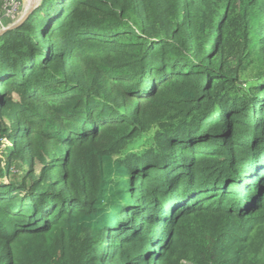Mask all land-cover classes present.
Segmentation results:
<instances>
[{"label": "trees", "instance_id": "1", "mask_svg": "<svg viewBox=\"0 0 264 264\" xmlns=\"http://www.w3.org/2000/svg\"><path fill=\"white\" fill-rule=\"evenodd\" d=\"M3 140L0 264L261 257L264 0H41L0 35Z\"/></svg>", "mask_w": 264, "mask_h": 264}, {"label": "rangeland", "instance_id": "2", "mask_svg": "<svg viewBox=\"0 0 264 264\" xmlns=\"http://www.w3.org/2000/svg\"><path fill=\"white\" fill-rule=\"evenodd\" d=\"M2 2L3 0H0V17H1V13L3 11L2 9ZM31 0H17V10L16 13L14 14V16H7V18H3L0 19V30L1 28L5 29L7 28L9 25H12L14 23H16V21L20 18V16L22 15V13L26 10V8L29 6ZM257 24L255 25V29L258 30L260 28V19L257 20L256 22ZM214 120V118L212 119ZM9 120L5 119V122H8ZM10 145V142L7 140H3L2 144L0 146V158H3V153L4 151H6V147H8ZM5 161L4 159H2V164L4 165ZM37 169V168H36ZM11 171H17L18 173L21 170L20 165H17L16 168H13V165L10 168ZM6 175L3 177L4 181H7ZM1 181V180H0ZM264 263V252L263 255H261V257H254L252 254L248 255L247 259H246V264H263Z\"/></svg>", "mask_w": 264, "mask_h": 264}, {"label": "water", "instance_id": "3", "mask_svg": "<svg viewBox=\"0 0 264 264\" xmlns=\"http://www.w3.org/2000/svg\"><path fill=\"white\" fill-rule=\"evenodd\" d=\"M41 0H31L29 6L26 8V10L22 13L20 18L16 21V23L9 25L7 28L0 30V35L4 33L6 30L13 29L17 25H19L39 4Z\"/></svg>", "mask_w": 264, "mask_h": 264}, {"label": "built area", "instance_id": "4", "mask_svg": "<svg viewBox=\"0 0 264 264\" xmlns=\"http://www.w3.org/2000/svg\"><path fill=\"white\" fill-rule=\"evenodd\" d=\"M16 4L17 0H3V11L0 19L7 18V16L13 17L17 10ZM1 30H3V28H1Z\"/></svg>", "mask_w": 264, "mask_h": 264}]
</instances>
